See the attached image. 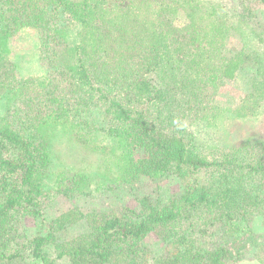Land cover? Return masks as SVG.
<instances>
[{
    "label": "trees",
    "instance_id": "16d2710c",
    "mask_svg": "<svg viewBox=\"0 0 264 264\" xmlns=\"http://www.w3.org/2000/svg\"><path fill=\"white\" fill-rule=\"evenodd\" d=\"M205 5L0 0V264H238L264 237L253 226L257 215L264 224V139L216 146L199 143L195 130L219 115L222 74L242 59L255 70L242 108L260 106L264 50L246 44L229 55V30L246 37L251 28ZM254 16L248 8L242 18ZM32 31L39 43L30 56L47 72L19 77L14 44ZM63 136L101 154L98 188L84 167L63 162ZM173 176L183 183L169 200L137 194L136 206L95 216L72 207L35 235L23 227L48 197ZM87 216L89 229L72 233ZM152 233L166 247L155 257L145 241Z\"/></svg>",
    "mask_w": 264,
    "mask_h": 264
},
{
    "label": "rangeland",
    "instance_id": "374dc122",
    "mask_svg": "<svg viewBox=\"0 0 264 264\" xmlns=\"http://www.w3.org/2000/svg\"><path fill=\"white\" fill-rule=\"evenodd\" d=\"M199 2L206 4L205 6L209 10H214L218 17L238 19L235 21L241 19L242 25H249L251 28L247 30L249 36L246 37V33L244 35L239 31L229 30L226 43V49L229 55H236L241 47L246 44L256 45L258 48L260 46V49L264 50V7L258 0H199ZM248 8L252 9L253 13H255L252 20L242 18L244 11ZM185 22L186 14L180 13L178 23L182 25ZM226 22L229 23L230 20ZM38 43L39 38L36 31L21 35L15 42L13 56L21 55L16 57L21 66V69L18 70L19 77L41 75L47 72L45 61L37 56H30V52L38 49ZM254 71L250 60L242 59L236 65H231L225 73L226 75L222 74V83H220V87L213 99V102L219 106L220 113L211 123H208L209 127L205 126L195 129L197 130L196 135L199 143L216 146H232L236 144L237 140L249 136H257L264 139V100L260 102L258 108H254L253 110L249 108L243 110L242 108ZM56 146L57 152L60 154L63 162L84 167L86 173L95 182V188H98L99 182L95 176L96 174L100 176V172L96 170L100 162L101 154L83 150L78 146V143H75L67 136L61 137V141ZM11 153L12 151H9V154ZM78 160H82V162H78ZM182 183L183 181L175 176L167 177L161 181L143 178L134 185L135 190H130L134 189L133 187L130 189L115 188L112 190L113 192L96 189L91 195L86 196L78 197L76 195L69 197L67 195H56L50 198L48 197V200L44 203V207L41 208L40 217L33 214L27 216L23 227H25L29 235H35L39 231V224H41L40 222L42 220L46 222L50 221L57 214L72 207H79L84 214L90 213L95 216V213L115 211L123 205L136 206L138 204L137 194H151L154 197V201H158V199L167 200V198L169 200L174 193L182 189ZM253 226L257 234L255 237L258 238L259 233L264 229L263 218L257 215L254 218ZM88 229L89 218L87 216L75 224L72 233L75 234L76 232ZM145 241L150 249L151 257L166 252L163 241L156 234H150ZM257 241L258 244H256V247L252 249L250 247L252 252L250 251L248 253V257L238 264H264L261 259H257L259 258L257 254L264 259V237H261ZM49 251L51 255H54L52 248ZM58 264H69V261L67 259H61Z\"/></svg>",
    "mask_w": 264,
    "mask_h": 264
}]
</instances>
